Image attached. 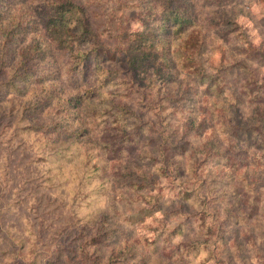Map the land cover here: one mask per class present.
<instances>
[{
	"label": "rangeland",
	"instance_id": "obj_1",
	"mask_svg": "<svg viewBox=\"0 0 264 264\" xmlns=\"http://www.w3.org/2000/svg\"><path fill=\"white\" fill-rule=\"evenodd\" d=\"M31 1L30 5H33ZM85 2L91 4L89 10L94 26L102 38L111 44H116L119 39L120 22L131 31L142 28L140 21L133 18L136 9L127 11L120 8L115 0ZM188 2L202 21V27L197 29L203 47L199 57L209 71L223 63L232 64L243 58L242 47L252 45L264 49V0H241L222 6H216L208 0ZM155 3V0H147L143 5L151 7ZM215 12L235 20L239 29L230 26L217 28L203 22L206 18H213ZM124 15L125 21H121ZM179 43L174 48L177 49ZM249 61L255 78L250 70H233L225 78L227 87L220 97L204 93L201 87L194 84L189 73L181 75L183 85L164 84L162 80H156V84L163 86L162 94L171 97L169 109L166 110L168 120L163 123L158 120L155 125L158 132L152 135L154 142L144 140L151 139L150 135H143L138 143L130 144L127 155L115 159L104 156L100 146L94 142L90 145L91 149H87L89 156L83 143L80 148L78 145L61 155L52 152L57 147L53 148L49 135L21 131L17 134V113L11 114L10 104L0 101V249L9 248L18 253L13 258L8 257L7 262L46 264L50 257L60 251L68 253L77 261L79 250L76 246L84 239V233L92 231L81 232L82 229L89 228L105 216L109 225L119 230L114 240L97 248L102 260L105 259L104 263L113 249L134 245L137 254L149 255L146 264H182L177 260L178 255L171 256L169 252L178 251L177 242L183 237L167 243L162 236L157 237V231L150 228L159 226L162 221L177 225L183 218L177 213L183 209L181 203L177 199H170L172 196L168 195L171 193L164 190L167 196L161 200V210L151 215L149 209L143 208L144 203L138 196L148 189L138 191L127 178L120 179L117 172L127 168L136 172L149 171V177L159 183L150 184L155 188L151 189L152 193L156 194L160 185L170 187L172 181V178L160 175L161 167L165 166L169 173L175 170L176 162H180L186 170L183 177L187 181L186 186L195 189V183L187 175L190 164L187 155L181 157L176 151L167 150L164 159L168 164H163L157 149H171L166 145L161 146L155 139L159 137L162 142L160 132L163 130L166 135L174 133L178 140L181 139L179 143L188 144V152L191 147L217 149L225 154V161L235 160L237 163L238 160L239 163L235 170L225 164H202L199 178L205 186L201 190L202 198L198 199L200 204H184L186 212L201 210V216L206 217L207 225L214 234L217 227L212 221L211 210L217 214L220 211L222 218L218 219L225 218L228 209L248 216L243 224H225L229 230L227 251L218 250L217 258L204 264H229L227 257L232 259V264H259L264 260V140L237 137L233 128L236 124L248 126L250 122L258 120L256 111H264V87L258 86L261 94L255 100L249 98L245 91L254 80L258 81V85L264 83V63L252 59ZM60 66V59L56 63L52 60L36 63V68L42 74L59 69ZM94 79L89 77L86 80L88 85ZM55 85L54 80H48L44 86L47 89L51 87L52 92L62 98L71 96L76 90L68 87L62 79L58 80L56 88ZM122 87L123 84L117 83L107 90L114 94ZM149 87H141L140 91L122 100L143 115L142 121H157L154 114L146 111L141 104L158 102L154 89L151 93L156 98L147 97L145 90ZM45 90L39 85V96ZM116 100L120 101L119 98ZM53 104L54 101L41 107L40 119H49L47 113L53 117ZM124 123V128L122 124L112 128L107 139L118 142L123 133L120 130L130 132L131 125L136 121L132 119ZM129 217L138 223L129 224L126 222ZM199 231L198 224L194 223L184 240L196 236ZM154 241L156 244H152ZM93 249H90L91 253ZM221 252L222 255L219 254ZM205 256L207 253H201L197 258L186 259V263L201 264ZM2 258L0 255V261ZM138 260L136 258L133 261ZM61 261L66 264L64 256Z\"/></svg>",
	"mask_w": 264,
	"mask_h": 264
},
{
	"label": "trees",
	"instance_id": "obj_2",
	"mask_svg": "<svg viewBox=\"0 0 264 264\" xmlns=\"http://www.w3.org/2000/svg\"><path fill=\"white\" fill-rule=\"evenodd\" d=\"M29 1L0 0V101L10 104L11 114L17 113V134L20 131L45 133L51 137L48 139L53 148L57 147V150L51 151L59 155L78 145L80 148L81 143L87 152L94 142L100 146L104 156L115 159L127 155L130 144L138 143L143 135H150L151 139L144 140L154 142L152 135L158 132L155 126L158 120L163 123L169 118L166 110L169 109L171 98L167 94H162L163 86L156 84V80H162L164 84L183 85L181 75L189 73L194 84L201 87L204 93L220 97L227 87L225 78L233 70L238 68L250 70L255 78L249 60L264 63V49L247 45L241 48L243 58L232 64L223 63L209 71L199 57L203 47L197 29L202 27V21L188 0H155L156 3L151 7H144L143 4L147 0H115L120 8L127 11L136 9L133 18L142 25L141 30L131 31L120 22L121 28L116 44L102 38L92 22L89 10L91 4L85 0H33L31 1L33 5H30ZM208 1L216 6H222L241 0ZM124 18L125 15L120 18L121 21H125ZM203 22L217 28L230 26L232 29H239L235 20L218 12L214 13L213 18H206ZM178 41L180 43L176 49L174 45ZM58 59L61 60L59 69H51L42 74L36 68V63L46 60L56 63ZM89 77L95 79L88 85L86 80H89ZM59 79L64 80L68 87L76 88L75 93L62 98L55 95L51 87L45 88L48 80H54L57 85ZM117 83L123 84L122 89L114 94L109 93L108 87H115ZM263 84L258 85L256 80L251 82V87L245 88L247 96L255 100L257 95L261 94L258 86L264 87ZM39 85L46 89L41 96L38 91ZM148 86L150 87L145 90L147 97L153 99L157 95L158 102L141 104L146 111L154 114L157 121H142L143 115L122 100L140 91L141 87ZM153 89L156 92L155 96L151 93ZM118 98L120 101L116 100ZM52 101L53 117L47 113L49 119H40L41 107ZM256 113L258 120L250 122L248 126L236 124L233 127L237 137L264 140V111L258 110ZM132 119L136 123L131 125L130 132L120 130L123 132L121 140L116 142L107 139L112 128L121 124L124 128V122ZM160 133L163 136L162 142L159 137L155 139L161 146L171 148L157 149L163 164H168L164 159L167 150L176 151L181 157L187 155L190 161L187 175L195 183V189L186 186L187 181L183 178L186 170L180 162H176L175 170L169 173L166 172L165 166L161 167L160 175L172 178V181L170 187L160 185L156 194L152 193L151 189L155 188L150 184L159 183H155V178L149 177V171L119 169L117 170L119 178H127L138 191L148 189L138 196L144 203L143 208L149 209L151 215L161 210V200L167 196L164 195V190L171 193L168 195L172 196L170 199H177L181 203L183 209L177 213L183 218L177 225H168L167 221H162L159 226L150 228L157 231V237L162 236L167 243L172 242L174 238L183 237V240L177 242L178 251L169 252L171 256L178 255L177 260L182 264H187L186 259L197 258L201 253H207L201 263L204 264L217 258L218 250L227 251L229 230L225 224H243L248 216L228 209L225 211V218L218 219L222 218L219 215L220 211L217 214L211 210L212 221L217 227L214 234L207 225L206 217L201 216V210L186 212L184 204L185 202L200 204L198 199L202 198L201 190L203 191L205 186L199 178L202 164L207 162L225 164L235 170L238 160L237 163L235 160L225 161V154L217 149L191 147V151L188 152V144L179 143L181 139L178 140L174 133L166 135L164 130ZM126 222L131 225L138 223L130 217ZM194 223L198 224L200 231L196 236L192 235L184 240ZM90 230L92 231L89 234L82 235L84 239L76 246L79 250L77 261L68 253L60 251L50 257L46 264H62L63 256L66 264H102L105 259L102 260L97 248L114 240L119 228L110 226L107 217L103 216L89 228L84 227L81 232ZM152 244H156L155 241ZM91 248H94L92 253ZM134 249V245L113 249L103 263L133 264L131 261L138 258L139 262L133 261L135 264H146L149 255L137 254ZM17 254V250L0 249V255L3 256L0 264H9L7 258H13ZM219 254L222 255V252ZM226 260L232 264L230 257ZM259 264H264V260Z\"/></svg>",
	"mask_w": 264,
	"mask_h": 264
}]
</instances>
